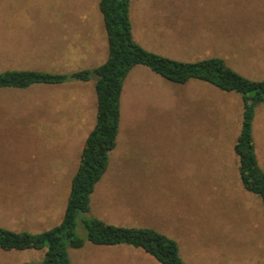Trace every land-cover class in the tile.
<instances>
[{"label": "rangeland", "instance_id": "obj_1", "mask_svg": "<svg viewBox=\"0 0 264 264\" xmlns=\"http://www.w3.org/2000/svg\"><path fill=\"white\" fill-rule=\"evenodd\" d=\"M99 3L0 0V73L72 74L105 62ZM130 18L134 39L148 50L182 62L220 57L264 80V0H131ZM243 110L235 91L134 66L117 144L90 210L78 217L85 242L69 248L70 263L162 264L140 247L90 242L85 220L99 218L156 229L177 242L187 264H264V204L244 187L235 152ZM96 115L95 81L0 89V227L37 233L62 222ZM253 135L264 170V101L254 110ZM47 248L0 247V264L41 262Z\"/></svg>", "mask_w": 264, "mask_h": 264}, {"label": "trees", "instance_id": "obj_2", "mask_svg": "<svg viewBox=\"0 0 264 264\" xmlns=\"http://www.w3.org/2000/svg\"><path fill=\"white\" fill-rule=\"evenodd\" d=\"M130 5L131 0H100L109 47L108 58L97 67L72 74L34 70L0 73V89L26 88L36 83L60 84L71 78L89 81L96 77V123L85 140L62 222L37 233L0 227V247L5 250L48 247L43 261L21 264H71L69 248L84 245L85 240L76 233L78 217L90 210L91 195L108 168L110 152L117 144L124 83L130 70L140 64L176 83L195 78L243 96V120L235 152L244 187L260 196L264 204V170L258 162L253 135L254 110L264 101V80H252L239 74L220 57L182 62L144 48L133 36ZM250 93L254 95L250 97ZM85 225L87 239L95 245L126 243L144 249L162 264H187L177 242L154 228L118 226L99 218L85 220Z\"/></svg>", "mask_w": 264, "mask_h": 264}, {"label": "crops", "instance_id": "obj_3", "mask_svg": "<svg viewBox=\"0 0 264 264\" xmlns=\"http://www.w3.org/2000/svg\"><path fill=\"white\" fill-rule=\"evenodd\" d=\"M211 9V8H210ZM211 10H213V9H211ZM180 13H182V11L180 10L179 12L178 11H171V12H169V13H167V14H180ZM151 20V19H150ZM152 20H154V21H156L155 20V18L154 19H152ZM179 20V19H178ZM187 21H190V19H188ZM195 21H198V19L197 20H195ZM178 23L180 24L181 23V20L180 21H178ZM102 64V63H101ZM100 65V64H99ZM96 78V77H95ZM92 81H96L94 78H91V80H89V81H82V82H92ZM82 117H83V114H82Z\"/></svg>", "mask_w": 264, "mask_h": 264}]
</instances>
